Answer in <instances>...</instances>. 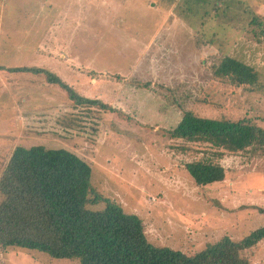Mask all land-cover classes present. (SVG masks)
<instances>
[{"label": "rangeland", "instance_id": "obj_1", "mask_svg": "<svg viewBox=\"0 0 264 264\" xmlns=\"http://www.w3.org/2000/svg\"><path fill=\"white\" fill-rule=\"evenodd\" d=\"M87 1L78 24L63 11L81 0H0V175L18 146L71 151L152 244L188 255L264 227V146L230 154L169 134L189 111L264 129V0ZM62 54L80 61L55 63ZM225 56L252 66L258 84L216 77ZM19 67L53 72L125 114L77 106L43 75L5 69ZM205 158L225 168L224 181L195 183L185 164ZM247 257L264 264V241ZM0 264L79 263L9 248Z\"/></svg>", "mask_w": 264, "mask_h": 264}, {"label": "trees", "instance_id": "obj_2", "mask_svg": "<svg viewBox=\"0 0 264 264\" xmlns=\"http://www.w3.org/2000/svg\"><path fill=\"white\" fill-rule=\"evenodd\" d=\"M5 69L43 75L77 106L125 114L82 96L46 69ZM214 75L238 86L258 84L256 70L231 56L214 67ZM169 134L173 140L207 144L230 154L264 146V129L249 120H217L190 111ZM185 168L198 186L226 177L225 168L211 158L187 163ZM0 194V251L38 252L55 259H75L79 264H251L247 253L264 241L261 227L239 241L225 237L193 255L156 246L148 240L143 220L99 193L93 185L92 167L62 148L16 147L0 175ZM100 204L103 209H91Z\"/></svg>", "mask_w": 264, "mask_h": 264}, {"label": "crops", "instance_id": "obj_3", "mask_svg": "<svg viewBox=\"0 0 264 264\" xmlns=\"http://www.w3.org/2000/svg\"><path fill=\"white\" fill-rule=\"evenodd\" d=\"M81 1H82L81 5L78 4L77 7L72 5V6L69 7V9H65L63 11V15L67 19H70L72 21H77V23L79 24L80 23V19H81L80 14H82V16H85V18L83 17V20H81V24H85L86 23V8H85L86 6H85V4L90 6V4H89L90 1H87V0H81ZM75 2L78 3V2H80V0H75ZM80 9H81V11H80ZM172 27H173L172 28L173 30H176L177 28L181 29V25L179 23L174 24ZM168 30H169V28H168ZM58 48H60L62 50V52H63V48L64 47H61L59 45ZM65 50L67 51V53L70 54V51H69L68 48H65ZM59 58H61L62 60L56 58L55 63L64 64V61H65V63H70V64L74 65L75 63H78L80 61V58L76 57L74 54H72V55H64V54H62L61 57H59ZM80 64H83V62L81 61ZM65 67L66 68H75L74 66H69L68 64ZM79 68L81 70L83 69V67H79ZM78 74H80V73H78ZM109 105H111V104H109Z\"/></svg>", "mask_w": 264, "mask_h": 264}]
</instances>
